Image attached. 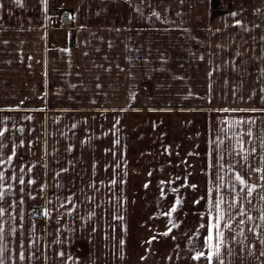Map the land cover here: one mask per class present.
I'll list each match as a JSON object with an SVG mask.
<instances>
[{
	"label": "crops",
	"instance_id": "0c3cea01",
	"mask_svg": "<svg viewBox=\"0 0 264 264\" xmlns=\"http://www.w3.org/2000/svg\"><path fill=\"white\" fill-rule=\"evenodd\" d=\"M173 1L9 0L0 12L4 264H208L192 257L207 252L209 202L221 198L224 264H264V201L243 200L234 178L258 186L249 198L264 194V118L240 112L255 56L239 33H195L212 14L163 10ZM54 4L71 27L49 25ZM240 142L254 150L246 160ZM177 198L206 201L178 206L169 232Z\"/></svg>",
	"mask_w": 264,
	"mask_h": 264
},
{
	"label": "rangeland",
	"instance_id": "374dc122",
	"mask_svg": "<svg viewBox=\"0 0 264 264\" xmlns=\"http://www.w3.org/2000/svg\"><path fill=\"white\" fill-rule=\"evenodd\" d=\"M173 2L175 5H165L162 7L163 10L212 14L213 19L196 21L198 24L201 23L202 26L195 33H236L235 35L239 33L238 38H235V42L238 41L240 51H250V54L255 56L254 69H250L249 75L248 72H245V75L240 78V112L241 115L247 113L251 119L255 118L262 123L264 111H259V109H264V0H175ZM0 4L3 5L0 12L11 10L14 6L9 0H0ZM62 7L55 4L48 5L46 10L48 20L51 16L59 13ZM219 17L222 18L215 19ZM206 24H208V27ZM249 109H258V111L252 112L248 111ZM252 113H256V117L251 116ZM246 119L244 117L241 120L246 121ZM257 144H259L258 141ZM240 168L244 169L243 167ZM246 171L247 167L242 172ZM150 200L144 198V205L148 204ZM180 200L181 204L179 206L182 210L205 206L206 201V199L192 198L185 203L184 198ZM196 200L200 202L198 204L194 203ZM243 200L252 201L250 202L251 205H263V201L259 197Z\"/></svg>",
	"mask_w": 264,
	"mask_h": 264
},
{
	"label": "snow or ice",
	"instance_id": "6c2138e0",
	"mask_svg": "<svg viewBox=\"0 0 264 264\" xmlns=\"http://www.w3.org/2000/svg\"><path fill=\"white\" fill-rule=\"evenodd\" d=\"M14 2L17 5H21L22 4V0H14ZM44 2L46 3L47 0H44ZM3 5L0 4V8H2ZM233 15H235V13H233ZM0 111H2V109H0ZM223 111L228 112L231 111L230 109H224ZM248 111H258V109H249ZM259 111H264V109H259ZM240 123H244V121H240ZM249 124L254 123V121H248ZM8 131L7 128H4L3 130H0V137H3L5 135V133ZM21 131H23L21 129ZM249 136L252 135L251 132L248 133ZM117 143H119V141H117ZM254 150H251L249 152H245V148H244V143L240 142V146L237 150V155L241 156L242 159L246 160L248 155H251L253 153ZM12 157H8V159L10 160ZM7 162V161H5ZM0 167H2V165H0ZM117 167H119V165H117ZM255 171L257 173L260 174V179L261 181H264V168H256ZM21 172H23V169H21ZM149 175H151V173H149ZM234 178L235 181L239 183V185L241 186V191L244 193V198L247 199L249 197H251L253 195V193L257 192L258 186L255 184H249L248 181L242 177L240 175L239 172H235L234 173ZM5 176L3 175L2 172H0V181H5ZM8 179L11 180H15L18 182L19 185L23 186L25 184V180L23 178H18L16 176H10L8 177ZM29 183H35V181H29ZM113 184L116 183L115 180L112 181ZM161 185H163L165 183V181H161L160 182ZM145 187H147V185H145ZM192 187H195V185H192ZM173 192L177 191V189L173 188L172 189ZM164 193V189L163 187H161V195L163 196ZM5 196V191L0 190V201H3ZM259 199L264 201V194H260L259 195ZM69 203H72V201L69 199L68 201ZM200 201L196 200L194 203L198 204ZM223 199L221 198L220 200H217L215 202H209V211L211 212L213 209L216 210V215L211 217L210 223L208 225L207 228V236L205 239V245L207 247V252L201 250V251H197L196 256L192 257V259H195L197 261L204 259L208 262V264H224V255L227 252H230L231 249L227 244V240L228 238L225 236L224 231L221 230L222 225L224 227H227L229 229V231H231V214L227 213L226 211H221V205L223 204ZM251 202V201H249ZM19 203H23V201H19ZM233 203L235 204H239L240 200L237 199L236 197H233ZM181 204V200L179 198H177L175 200V203L173 204V206L170 208V210H168L167 212L164 213L165 216H168L170 218V226H169V232L172 230V228L178 227L179 225L177 223H175L174 221H171V217L172 214L175 213L177 211V207ZM63 206V205H62ZM231 207V205H230ZM37 212V214H39V209L35 210ZM5 211L4 208L2 207V205H0V217H3L5 215ZM240 215L243 216H247L246 212L241 211ZM43 216L44 217H48L49 216V211L47 209H45L43 211ZM227 216V219H226ZM122 219V218H121ZM248 221H252V217L251 216H247ZM261 221H264V216L260 217ZM241 223H244V221H241ZM15 229H13L14 231ZM4 224L2 222H0V241L3 240L4 238ZM163 235H168V232L163 233ZM153 239H155V237H153ZM150 242V241H149ZM22 247V245H21ZM3 248L0 247V253H2ZM59 255L61 257H63L65 254L63 252H60ZM261 256H264V252L260 253ZM18 259L19 260H24L25 256L23 254V252H20L18 255ZM0 264H4V259L3 256L0 255Z\"/></svg>",
	"mask_w": 264,
	"mask_h": 264
},
{
	"label": "built area",
	"instance_id": "2783aa9c",
	"mask_svg": "<svg viewBox=\"0 0 264 264\" xmlns=\"http://www.w3.org/2000/svg\"><path fill=\"white\" fill-rule=\"evenodd\" d=\"M49 25L52 27H71L72 23L69 13L64 12L58 18L55 16L50 17ZM36 209H39V214L35 211ZM31 211L34 216H43V209L38 205L32 206Z\"/></svg>",
	"mask_w": 264,
	"mask_h": 264
}]
</instances>
